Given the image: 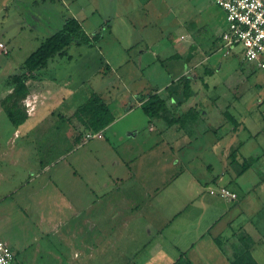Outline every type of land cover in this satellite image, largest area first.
Returning a JSON list of instances; mask_svg holds the SVG:
<instances>
[{"label": "rangeland", "instance_id": "obj_1", "mask_svg": "<svg viewBox=\"0 0 264 264\" xmlns=\"http://www.w3.org/2000/svg\"><path fill=\"white\" fill-rule=\"evenodd\" d=\"M34 1L0 0V42L6 43L11 50L10 55L0 51V100L13 90L14 86L9 77L29 76L24 66L25 60L47 38L59 31L65 19L73 14L83 24L84 30L91 34L89 36L84 32L86 36L92 38L101 34L103 39L93 47L72 45L68 50V55L73 58L72 62L68 64V57L63 58L67 63L58 67L50 62L49 75L80 73L89 78L93 76L90 83L94 86L103 81L101 74H107L104 62L108 61L107 63L113 67V74L111 73L110 77L105 79L107 84L99 85L98 90L103 92L105 86L110 88H113V85L118 86L115 92H112L110 100L109 98L107 100L111 103L114 114L120 115L123 112L121 101L127 102L139 92L147 95L158 89L163 91V88L174 79L185 72H192L190 76L194 78L193 90L196 98L201 100V107L208 113L203 129L207 126L220 128L225 123L222 112L229 110L244 127L247 126L252 131L253 135L259 134L258 137L250 138L249 132L242 129L236 136L235 140L238 143L247 141L243 156L255 157L264 152V70L245 62L240 54V48L231 53H227L226 48L222 49L221 42L217 39L227 30L228 24L223 10L217 5V0H54L46 2L39 0L40 4L36 6ZM191 45H194L196 49L191 68H187V65L180 61L166 60L178 53L185 55L182 48H188ZM132 47L133 49L129 50ZM158 55L162 60H166L165 66L156 61ZM61 58L56 57L55 64L60 62ZM186 59L190 62L188 57ZM126 60H132L134 64L119 69L121 62ZM196 66L198 68L192 70ZM98 68L101 69V74L94 76L93 72ZM206 68L213 70L214 74L204 75ZM116 77L122 78L121 83ZM201 77H204V80ZM204 82L207 87L204 86ZM260 103L263 104L260 105ZM71 117L74 118L73 115ZM51 119L49 115L45 122L49 123ZM69 120H64L63 123H69V126L74 127L75 139L79 144L92 139L88 138L86 131H82L83 129L79 126H74L72 121L68 122ZM73 120L78 124L75 119ZM128 122L138 125L136 131L139 135H136V132H132L134 133L132 135L122 133V141H118V144L122 154L126 156V143L123 144L125 140L137 138L139 143H142L150 138L148 121L142 112H137L130 121L125 123ZM159 122L163 125L162 121ZM228 127L229 125L219 130V135L225 133ZM231 138L230 135L225 136L223 144H227ZM22 140L15 137L14 127L7 115L0 110V239L7 243L15 254L19 253L16 264H147L144 245L155 236L154 232L156 233L159 228L158 221L170 213L168 210L160 211V218H156L158 215L156 212L154 213L155 221H152V214L148 208L141 206L131 212V198L136 197L137 189L153 190L157 183V180L143 173L148 168L147 164L142 165V173L134 178L133 185L136 188L127 187V184L132 183L124 181L121 194L116 190L114 195H110V200L123 197L122 211H116L114 203L107 202L105 209L102 208L100 212L92 211L91 214L98 215V218L91 215L90 223H87L85 228H75L74 235L78 236L70 238L66 227L56 228L48 223L41 225L37 222L43 218V213L50 218L54 216L55 212L50 204L47 208L40 205L41 215L33 221L32 216L26 215L19 209L22 192L17 190L12 198L1 202L9 192L12 193L22 185H26L29 179L33 180L37 173L30 169L34 165L31 154L22 156L19 154ZM214 140V135H205L202 141L194 146V152L189 150L182 152V157H185L183 156L185 154L194 160L191 164H189L190 160L188 162L186 160L187 172L182 181L186 189L192 190L189 181L193 176L201 180L202 188L198 190L205 192L209 189L218 190V187L210 182L212 175L222 177L223 173H226L224 177L226 181H230L231 175L233 178L236 177L232 171L229 172L230 174L225 172V166L220 157L221 145L220 149H215L213 153L210 149L208 150L207 145ZM146 145L144 144L145 147ZM104 147L103 143L95 140L76 151L73 160L75 161L77 157L76 164L84 171L82 173L86 175L84 169L86 164L82 158L91 153V148H96L98 155L105 153ZM208 165H212V170L207 169ZM170 166L172 167L165 170L164 181L161 179L160 183L168 181L167 172L170 175L180 172L179 167L173 168V163ZM115 169L118 170V168ZM98 173L97 178L94 179L96 185L98 181L100 185L106 179V173L102 171ZM117 173L122 176L127 175L126 170L117 171ZM262 175L264 176V160L254 164L251 173L247 177L245 175L240 183L241 188L231 186L240 193V198L236 202L237 206L231 216V218L235 217L233 229L236 230L241 227L240 225L245 224L246 214L249 216L251 212H257L260 210V205L264 203V192H261V189L256 188V193L252 192L250 195H246L244 191L246 185L250 190L253 189L251 186L253 183L261 182ZM64 182V184L70 183L69 179H64ZM39 186H45L46 189L50 187L46 182H41ZM75 186H78L77 182ZM44 188L37 190L36 197L44 203H48L47 199L55 201L54 190H43ZM143 197L146 195L143 194ZM143 197L141 195L137 199ZM218 199L224 202L229 201L227 198ZM218 199L206 192V200L209 204H213ZM246 199L252 204L251 212H246L248 205V203L246 205ZM54 201L52 204L55 203ZM79 202L80 205L85 206L83 198H80ZM213 206L214 204L210 206V210L201 220L198 218L200 212L192 208L184 213L182 220L178 221L184 227L188 225L189 228H185L189 232L188 240L192 239L199 230L205 229L204 227L215 217ZM56 208H58L57 205ZM80 210L83 211L82 208ZM173 212L171 211V214ZM132 213L135 216L133 221L146 220V226L139 227L137 223L132 227L128 225L133 222L129 221ZM55 218L51 221L52 224L58 223L63 218L59 210H56ZM36 222L37 225H34ZM75 225L76 223L73 222L74 227ZM261 232L264 237V228ZM174 233L172 229L167 234L171 236ZM67 237V240H70L68 243L64 241ZM82 240L85 242L82 243ZM82 246L85 251L86 247H89V252H85L89 257L77 260L74 258L72 248L80 247L83 250ZM260 248L264 250V245ZM259 253L260 251L255 254V257L259 262L264 263V251L261 257Z\"/></svg>", "mask_w": 264, "mask_h": 264}, {"label": "crops", "instance_id": "obj_2", "mask_svg": "<svg viewBox=\"0 0 264 264\" xmlns=\"http://www.w3.org/2000/svg\"><path fill=\"white\" fill-rule=\"evenodd\" d=\"M46 1L54 0H41V2ZM39 4V0L34 1L35 6ZM94 13H97V11H94ZM69 18H75L79 21V19L73 14L66 18L65 21ZM84 32L86 31L84 30ZM222 34L218 37L217 41L220 40L223 49L224 47L221 39ZM88 35L91 36V34ZM182 39L184 38L182 37ZM3 44L7 47L9 53L5 54L0 50L1 53L10 55L11 50L8 45L6 43ZM133 47L129 50L133 49ZM182 50L185 51V55L178 53L168 57L166 60L173 59L172 61H180V63H185L187 68H191L190 65L195 60L196 49L194 45H191L188 48H182ZM227 53L231 52L227 51ZM66 57H68L67 61H69L68 64H70L73 59L72 56L68 55ZM187 57L190 59V62L187 61ZM63 58H61V61L57 64H55L56 62L54 59L50 62L58 67L67 63ZM166 60H162L159 55L156 59V61L160 62L162 66H165ZM105 62L104 65L107 74L103 75L100 73V68L96 69L93 72V75L96 76L101 74L103 81L94 86L90 83L93 76L89 78V76L80 73H76V75L71 73L64 75H49V63L47 67L36 72L34 75L29 76L27 84L29 86L30 95L25 102L28 113L27 121L22 125L14 126L9 117H7L11 125L14 127L15 137L23 139L22 144H20L19 154L21 156L27 153L29 155L31 154L34 165L30 169L35 170V172L37 171V173H35L36 175L33 180L29 179L26 185H22L12 193L9 192L1 202L12 198L17 190L22 192L19 209L25 212L26 215L32 216L31 220L33 221L41 215L40 205H42L43 208L45 206V208H47L51 205L53 207V212L56 214V210H59L62 213L63 218H61L58 223L52 224L51 221L56 219L55 214L50 218L43 213V218L39 219L37 222L41 225L48 223L50 226L56 228L66 227L68 228L67 234L70 238L76 237L78 235H74L75 228H85L86 224L90 223L89 218L92 216L98 218V215L91 214L92 211L94 212L98 210V212H100L102 208H106L107 202L114 203V209L116 211H122L121 204L124 201L123 197H118V199L116 197L114 200H110V195H114L116 190L117 193L123 191L122 186L124 181H130L132 183L127 184V187L131 186L132 188H136L133 185L134 178L142 173V165L147 164L148 168H146V172L144 171L143 173L147 174L148 177L157 180V183L153 187V190L137 189L138 194L135 198H131V212L141 206L143 208H148L152 214V221H155L154 213L157 212L158 215L156 218H160V211L168 210L170 212L166 217L158 221L157 224L159 228L156 233L154 232L155 236L152 237L150 242L144 245L146 246L144 248V253H146L145 261L148 260L147 264H174L183 253L186 256V259L193 264H231L226 254L218 246L217 242L220 241L223 244L231 246L237 243L241 232H247L253 238L255 242L252 250L254 258L256 259L255 254L259 251V257H261V253L264 251L260 248L264 245V237L261 232L264 228V216H262L264 203L260 205V210L252 213V204L246 199V205L248 203L246 212L249 211L251 213L249 216L246 214V223L240 225L241 227L236 230L233 229L235 217L233 216V218H231L234 209L237 206L236 202L240 198L239 190H235L234 188H231V186L234 185L236 188H239L245 175L247 177L253 170L254 164L264 160V152L255 157L243 156V149L245 148V145L247 147V141L238 143L235 140L236 136L242 129L243 131L249 132L250 138H253V136L258 137L259 134L253 135L252 131L248 129L247 126L244 127L242 122L238 121L233 115H231L229 110L222 112L225 118V123L220 128L215 129L207 126L203 129L204 123L208 118V113L201 107V100L196 98V93L193 90L194 78L193 76H190L192 72H185L180 77L174 79L163 88V91L158 89L147 95H145L144 92H139L127 102L121 101L120 103L123 107V112L120 115H115L112 105L107 99L109 98L110 100L112 92H115V89L118 88V86L113 85V88L105 86L103 92L102 90L101 92L98 90L100 89L99 85L105 83V79L110 77L109 75L111 73L113 74L114 71L112 65L107 63L108 61ZM59 63L60 65H58ZM130 64H134L133 61L126 60L121 62L118 67L119 69H122ZM197 68L198 67L196 66L192 70ZM213 74L214 72L210 68L204 70V75L211 76ZM13 76L15 75L10 76L9 80ZM183 76H187L191 80L192 96L187 103L181 107H176L169 97L167 88L172 86ZM116 78L117 80H120L121 83L122 78ZM201 78L204 80V77ZM204 86L207 87L205 82ZM93 94H97L102 98L115 117V121L112 124L98 133L88 129L85 119L77 115L78 109L83 106ZM153 94H159L162 98L167 100L170 118L177 120V123L169 125L164 119L152 120L144 113L142 110V104L145 99ZM8 95L0 100V110L4 113L5 111L1 107V101ZM262 104L263 103H260V105ZM139 111L142 112L144 118L148 121L150 138L142 143H139L137 138H134V140H125L123 144L126 143V156L122 154L118 141H122L121 137L124 132L130 135L134 134L132 132H136V135H139L136 131L138 125L132 124L131 122L125 123L128 120L130 121V118L136 115ZM227 113L238 122V126H235L226 119ZM49 115L52 119L48 123L45 121L48 119ZM72 115L74 117L73 119H75L79 125L74 123V120L71 117ZM56 116H58L57 119ZM69 118L71 119L69 120ZM64 120H69L68 122L72 121L74 126H79L83 129L82 131H86V135L93 134L95 137L85 143L79 144L75 139L74 127L69 126V123L64 124ZM155 121H157V123H155ZM159 121H162L163 125ZM227 125H229V127L226 132L222 133L220 136L219 130H222V128ZM210 134L214 135L215 140L207 145L208 150L210 149L213 153L215 149H220L221 145L220 157L223 161L222 163H224L225 172L230 174L229 172L232 171L236 176L233 178L231 175L230 181H226L224 178L226 173H223L222 177H220V175H212V177H210V182L218 187V190L215 191H219L221 188H228L237 194V199L231 200L227 198L229 201L224 202L221 199H218L222 197L214 196L218 199L213 203L214 206L212 208V210H215V217L206 227H204L205 229L199 230L196 233L194 232L195 235L192 239L188 240L187 234L189 232L188 229H185L188 225L184 227L183 224H179L178 221L182 220L184 218V213L190 211L192 208H195L200 212L198 218L201 220L205 213L210 210V206L213 205L212 203L209 204L206 200V192L211 195L210 191L212 189H209L206 192L204 190H198L202 187L201 180L196 176H193L191 181H189V186L192 190H188L183 186L184 184L182 181L187 172V168L185 169L186 163L190 160L189 164H191L194 160L190 157L188 158L185 154L183 155L185 157H182L181 154L187 150L194 152V146L200 143L205 135L208 136ZM111 135L114 136L111 137ZM227 135H230L232 138L227 144H223L224 138ZM95 140H98V143H103L105 145V153L98 155L96 153V148L90 149L91 153L82 158L84 164H86V167L84 168L86 170L85 175L82 173L84 171H82L76 164L77 157L75 158V161L73 160V157L77 150L83 149ZM144 144H147L146 147ZM200 150L202 151V149ZM172 163L173 168L179 167L180 172L174 175H170L167 172V175L169 176L168 181H166V183H160L159 181L161 179L164 181V173L167 171L166 169L168 167H172L170 166ZM243 164H246L247 166L246 171L240 175L239 172L244 169ZM115 168H118L117 171L126 170L127 175H119ZM207 169L212 170V165H208ZM98 171H102L104 174L106 173V179L100 185L98 184V180L97 185L94 180L99 174ZM64 179H69L70 183L64 184ZM41 182H46L50 187L46 186L48 187L46 189L44 188L45 186H39ZM75 182H77L79 187L75 186ZM32 184H35V186H31ZM251 186L253 189H250V187V190H248L246 185V190H244L246 195H250L252 192L256 193V188H259L261 189V192H264V176L262 175L261 182H255ZM42 188H44L43 190H54L56 200H53L55 202L53 204H56L58 208H56V205L52 204L53 201L47 199L46 201L48 203H44L36 197L37 190H42ZM143 194H145L146 197H143ZM141 195L143 198L137 199ZM79 197L83 198L85 206L80 205ZM80 208H82L83 211L80 210ZM171 211H174L175 213L173 212L171 214ZM133 219H135V216L132 213L129 221H133ZM227 219L229 220L227 221ZM138 221L139 220H134L133 222H130V224L128 223V225L132 227L137 223L139 227L140 225L146 226V220H143L142 222ZM37 222L34 223V225H37ZM73 222L76 223L75 227L73 226ZM172 229L175 233L168 236V231ZM137 233L138 232L136 231V234ZM132 234L134 235V233ZM67 239L68 237L64 240L66 243L70 241ZM84 242L85 240H82V243ZM82 249L83 250H81L80 247L72 248L74 251V258L77 260H84L89 257V255L85 254V252H89V247H86V251L83 246ZM18 254L16 253V259L19 256ZM259 263L264 264L261 262Z\"/></svg>", "mask_w": 264, "mask_h": 264}, {"label": "trees", "instance_id": "obj_3", "mask_svg": "<svg viewBox=\"0 0 264 264\" xmlns=\"http://www.w3.org/2000/svg\"><path fill=\"white\" fill-rule=\"evenodd\" d=\"M103 39L101 34L94 37H88L84 34L83 26L75 18H69L65 21L63 27L55 34L47 38L41 46L34 51L25 61V67L29 76L47 67L48 63L56 57L68 56V49L72 45L93 47ZM29 76L15 75L10 80L14 86L13 91L1 101V107L9 117L14 126L24 124L28 119L26 100L30 95L27 84ZM170 99L176 107H181L187 103L192 96L191 80L183 76L176 83L167 88ZM142 110L150 119H164L169 125H174L177 120L170 118V112L167 107V100L159 94L150 95L144 100ZM77 115L85 119L88 129L98 133L115 121L108 105L97 94L81 106ZM226 119L238 126V122L230 115L226 114ZM246 164H243V171H246ZM218 246L226 254L231 264H260L253 256L252 250L255 242L247 232H241L237 243L229 246L222 242H217ZM174 264H193L186 259L185 254L177 259Z\"/></svg>", "mask_w": 264, "mask_h": 264}, {"label": "built area", "instance_id": "obj_4", "mask_svg": "<svg viewBox=\"0 0 264 264\" xmlns=\"http://www.w3.org/2000/svg\"><path fill=\"white\" fill-rule=\"evenodd\" d=\"M228 23L222 34V44L229 52L240 48V54L247 63L264 70V0H217ZM0 50L8 54L7 47L0 43ZM95 135L89 134L88 138ZM211 195L231 200L237 194L228 188L211 190ZM0 264H16V254L0 239Z\"/></svg>", "mask_w": 264, "mask_h": 264}]
</instances>
